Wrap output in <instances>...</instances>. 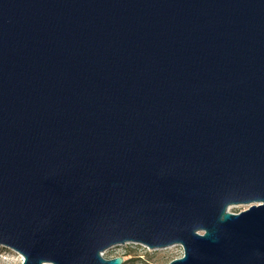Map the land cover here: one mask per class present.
<instances>
[{
	"label": "water",
	"instance_id": "water-1",
	"mask_svg": "<svg viewBox=\"0 0 264 264\" xmlns=\"http://www.w3.org/2000/svg\"><path fill=\"white\" fill-rule=\"evenodd\" d=\"M126 243L264 264V0H0V245Z\"/></svg>",
	"mask_w": 264,
	"mask_h": 264
},
{
	"label": "rangeland",
	"instance_id": "rangeland-1",
	"mask_svg": "<svg viewBox=\"0 0 264 264\" xmlns=\"http://www.w3.org/2000/svg\"><path fill=\"white\" fill-rule=\"evenodd\" d=\"M247 204L237 203L229 205V210L237 212L245 209ZM182 254L179 244L167 248L151 249L140 243H126L110 247L103 251L105 257L122 255V264H166L174 257ZM22 255L14 250L0 245V264H20Z\"/></svg>",
	"mask_w": 264,
	"mask_h": 264
},
{
	"label": "built area",
	"instance_id": "built-area-1",
	"mask_svg": "<svg viewBox=\"0 0 264 264\" xmlns=\"http://www.w3.org/2000/svg\"><path fill=\"white\" fill-rule=\"evenodd\" d=\"M16 252V251H15ZM21 261H22V259H21Z\"/></svg>",
	"mask_w": 264,
	"mask_h": 264
}]
</instances>
